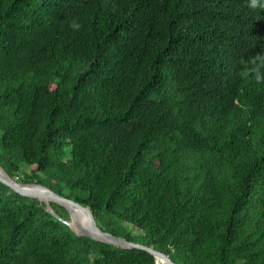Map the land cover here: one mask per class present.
<instances>
[{"label":"trees","instance_id":"obj_1","mask_svg":"<svg viewBox=\"0 0 264 264\" xmlns=\"http://www.w3.org/2000/svg\"><path fill=\"white\" fill-rule=\"evenodd\" d=\"M258 55L264 0H0V167L175 264H264ZM0 264L155 257L0 182Z\"/></svg>","mask_w":264,"mask_h":264},{"label":"water","instance_id":"obj_2","mask_svg":"<svg viewBox=\"0 0 264 264\" xmlns=\"http://www.w3.org/2000/svg\"><path fill=\"white\" fill-rule=\"evenodd\" d=\"M0 182L15 193L27 198H33L38 200L45 206V209L54 218L61 223L67 225L78 237H86L91 240L105 243L121 249H142L151 253L155 257V264H175L170 258L161 253L155 251L153 248H148L143 245L131 242L125 238L113 235L109 232L103 231L97 224L95 215L89 207H85L80 203L64 198L51 189L39 185V184H24L17 182L10 178L6 172L0 167ZM51 203L57 204L63 207L69 215V219H63L60 217L51 207ZM71 209H76L83 216V221L78 218H72ZM71 222L74 223L72 226Z\"/></svg>","mask_w":264,"mask_h":264},{"label":"clouds","instance_id":"obj_3","mask_svg":"<svg viewBox=\"0 0 264 264\" xmlns=\"http://www.w3.org/2000/svg\"><path fill=\"white\" fill-rule=\"evenodd\" d=\"M257 2H258V0H252V6L255 7ZM70 26L73 28V30H79L80 27H81V25L79 23L75 22V21H73ZM256 60L264 63V55H258Z\"/></svg>","mask_w":264,"mask_h":264},{"label":"bare ground","instance_id":"obj_4","mask_svg":"<svg viewBox=\"0 0 264 264\" xmlns=\"http://www.w3.org/2000/svg\"><path fill=\"white\" fill-rule=\"evenodd\" d=\"M71 216L72 218H78L80 221H83V216L80 214V212L76 209H71ZM72 226H74V223L71 222Z\"/></svg>","mask_w":264,"mask_h":264},{"label":"rangeland","instance_id":"obj_5","mask_svg":"<svg viewBox=\"0 0 264 264\" xmlns=\"http://www.w3.org/2000/svg\"><path fill=\"white\" fill-rule=\"evenodd\" d=\"M14 180H16V179H14ZM63 208V207H62ZM69 219V218H68ZM131 231H132V233H136V231L135 230H133V229H131Z\"/></svg>","mask_w":264,"mask_h":264}]
</instances>
